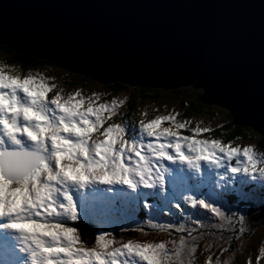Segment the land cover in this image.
<instances>
[{"label":"rangeland","instance_id":"obj_1","mask_svg":"<svg viewBox=\"0 0 264 264\" xmlns=\"http://www.w3.org/2000/svg\"><path fill=\"white\" fill-rule=\"evenodd\" d=\"M3 50L0 109L10 127L3 128L7 138L0 135V159L18 154L1 149L23 142L47 152L33 170L31 160L13 157L18 164L6 167L15 173L20 166L24 174L16 182L0 174V213L18 222L9 233L40 240L31 264H264V219L250 227L246 217L249 205L264 204L262 134L252 128L246 140L187 134L219 132L231 121L216 103L187 115L184 105L202 93L191 86L153 87L162 97L132 112L136 86L112 93L57 65L11 63ZM192 170L185 180L167 179ZM118 183L158 199L144 202L146 217H139L138 202L113 205L109 195ZM76 200L87 212L81 218L101 224L95 247L82 245L73 229L48 225L55 216L74 217ZM117 229L136 234L108 236Z\"/></svg>","mask_w":264,"mask_h":264},{"label":"water","instance_id":"obj_2","mask_svg":"<svg viewBox=\"0 0 264 264\" xmlns=\"http://www.w3.org/2000/svg\"><path fill=\"white\" fill-rule=\"evenodd\" d=\"M0 45L103 84L200 89L264 137V0H0Z\"/></svg>","mask_w":264,"mask_h":264},{"label":"trees","instance_id":"obj_3","mask_svg":"<svg viewBox=\"0 0 264 264\" xmlns=\"http://www.w3.org/2000/svg\"><path fill=\"white\" fill-rule=\"evenodd\" d=\"M1 49H4L3 51L9 56L8 60L11 63H20L23 65V67H30V66H51L55 65L52 61L46 60V59H39L35 56H23L22 54L6 47V46H1ZM81 75V74H80ZM83 76V75H82ZM82 79L85 82H93V83H99L100 87L102 89H106L107 91H111L112 93H120L125 90L126 85L122 82H115V83H110V84H103L101 82H96L93 79H90L86 76H83ZM101 83V84H100ZM137 89L139 90V99L135 101L134 99H131L129 101V110L134 112L135 108L139 103H143L145 101H151L155 102L159 100L162 96L159 93V89H154L152 87H145V86H136ZM200 90V89H199ZM176 91V90H174ZM185 106V113L187 115L191 114H204L207 111V108L209 106L204 105L201 103L200 100V91H198V94L196 98L189 103V105H184ZM129 114V112H127ZM230 115V114H229ZM231 120V116H230ZM225 129L224 131H222ZM251 129L250 127L244 126V125H236L232 123V120L229 121L226 125H224L219 131L216 132L214 129L211 130V132L207 133H201L199 135L191 133V131H185L187 134H191L193 136L197 137H213V138H218V137H224L226 140H235L236 138H242L245 139L249 137L248 131ZM259 145L264 147V137L262 136L261 139L258 141ZM143 216V214L141 215ZM71 227L76 231V233L79 236V241L81 242L82 245L88 246V247H95L97 246V242L99 240V230L93 225L89 223H85L81 220H76L71 224ZM111 235L108 236H113L114 238H122V237H133L136 234V230L134 229H119L116 231H112Z\"/></svg>","mask_w":264,"mask_h":264},{"label":"clouds","instance_id":"obj_4","mask_svg":"<svg viewBox=\"0 0 264 264\" xmlns=\"http://www.w3.org/2000/svg\"><path fill=\"white\" fill-rule=\"evenodd\" d=\"M2 46V45H1ZM7 47V46H6ZM24 56V55H23ZM32 56V55H31ZM26 57H29V56H26ZM63 68V67H62ZM65 69V68H64ZM75 73V72H74ZM77 74H79V73H77ZM82 75V74H81ZM84 76V75H83ZM91 79V78H90ZM94 80V79H93ZM95 81H97V80H95ZM99 82V81H98ZM158 88H161V87H158Z\"/></svg>","mask_w":264,"mask_h":264},{"label":"bare ground","instance_id":"obj_5","mask_svg":"<svg viewBox=\"0 0 264 264\" xmlns=\"http://www.w3.org/2000/svg\"><path fill=\"white\" fill-rule=\"evenodd\" d=\"M0 132H1V131H0ZM0 220H1V221H5L3 218H1V216H0Z\"/></svg>","mask_w":264,"mask_h":264}]
</instances>
